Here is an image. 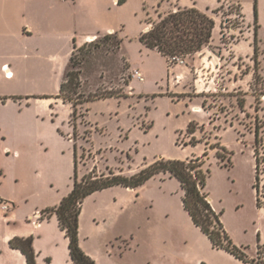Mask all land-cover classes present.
Here are the masks:
<instances>
[{
	"label": "rangeland",
	"instance_id": "1",
	"mask_svg": "<svg viewBox=\"0 0 264 264\" xmlns=\"http://www.w3.org/2000/svg\"><path fill=\"white\" fill-rule=\"evenodd\" d=\"M169 2L193 5L190 7L209 13L216 5V0H124L119 7L108 3L91 15L79 10L76 18L81 27H92L97 19L100 25L110 23L115 31L108 39L99 34L87 45H74L84 46L78 52L82 62L73 67L79 69L76 90L81 101L63 100L60 83L64 75L60 78L59 72L50 75L29 67L19 77L12 62L2 66L0 198L14 207L0 209V264H26L20 252L9 249L4 239L9 234L10 238L21 236L17 233L33 237L38 263L69 264L63 234L58 245L46 232L37 236L29 213L42 212L68 193L74 181V153L77 180L88 173L110 170L131 175L161 158H200L203 170H209L204 191L215 211L221 213L233 244L249 258L264 260V253H257L264 245V96L255 111L256 96L264 91V0H243L252 30L251 39L237 46V54L254 53L256 38V61L253 55L251 60L233 58L217 49V28L202 48L220 57L216 60L222 67L217 74L236 70L235 77L242 78L238 87L229 85L231 89L214 97L175 94L192 81V56L185 55L186 65L168 66L164 57L139 40L142 27L156 20ZM235 8H222L221 17L238 34L245 30V24L239 16H229V10ZM213 20L217 27L218 18ZM98 27L94 29L105 31ZM236 34L228 30L222 40L231 42ZM203 56L206 59V54ZM125 59L132 69L144 72V82L133 79L128 84L132 76ZM8 65L15 72L11 80L4 79ZM246 73H251V78H245ZM177 75H181L179 83ZM68 94L75 96L71 90ZM237 97L245 98L242 108ZM194 103L200 105L199 112L192 109ZM191 121L203 127L193 132L194 144L186 132ZM15 150L19 154H14ZM181 198L179 181L168 173L155 174L132 189L113 185L89 194L82 201L78 219L81 247L94 254L98 264H248L214 247L192 222ZM46 218L40 222L47 224Z\"/></svg>",
	"mask_w": 264,
	"mask_h": 264
},
{
	"label": "trees",
	"instance_id": "2",
	"mask_svg": "<svg viewBox=\"0 0 264 264\" xmlns=\"http://www.w3.org/2000/svg\"><path fill=\"white\" fill-rule=\"evenodd\" d=\"M235 9L238 16L242 19L243 15L241 14L239 6L237 5ZM229 12H232V10L230 9ZM147 23H150V26L147 30L140 33V42L148 48L156 49L167 58L172 55H191L201 50L209 44L212 29L214 27L213 18L206 12L200 11L195 7L177 8L174 11L159 13L156 20H149ZM254 24L256 28V21ZM113 34H115V32L105 33L103 37L108 39L109 37H112ZM90 42H86L85 44L87 45V43ZM119 45L120 39L117 38L116 47L118 48ZM83 49L84 46L79 48L74 47L71 53L69 66L64 74L62 82L60 83V94L63 97V100L77 102L82 99L80 93L76 90V87L79 85V69L76 70L73 69V67L79 66L82 62L83 58H79L78 52ZM258 49L259 47L256 38H254V61H256ZM255 78L258 79L259 76H256ZM70 90L73 91L75 96L68 94V91ZM111 94L112 93L109 95ZM216 95L222 94L220 92L215 94L214 92L208 96L214 97ZM261 96H264L263 90H261L256 96L255 111L260 108L259 104L261 102ZM97 97H102V95ZM237 102L242 108L245 98L237 97ZM203 106H205V103H203ZM255 118H257V116H255ZM196 128L203 129V127H199L196 122L191 121L186 129L187 134L192 135ZM254 136L255 144L253 147L257 179L259 173V149L257 145L258 128L256 125L254 128ZM196 141L197 140L192 135L190 143L194 144ZM73 165L74 181L71 190L67 195L61 198L57 205L45 208L42 211L46 217L53 214L56 215L59 227L64 231L65 236L68 238V249L71 259L69 264H96V262L86 254L79 245L78 219L83 199L95 191L113 185H123L125 187L135 188L158 173H168L179 181L182 189L181 200L183 208L188 212L192 222L208 237L214 247L228 251L245 263L264 264V260L259 257L249 258L245 252L233 244L229 235L225 231L220 219L221 213L215 211L208 199V194L204 191L209 170H203V164L200 158L197 157L189 160L161 158L153 161L140 171L131 175H124L120 172L110 170L108 173H88L83 175L79 180H77L76 173V153H74ZM8 244L10 247L18 249L22 253L26 264H39L35 259L32 236H14L9 239ZM257 253H264V245L258 248Z\"/></svg>",
	"mask_w": 264,
	"mask_h": 264
},
{
	"label": "crops",
	"instance_id": "3",
	"mask_svg": "<svg viewBox=\"0 0 264 264\" xmlns=\"http://www.w3.org/2000/svg\"><path fill=\"white\" fill-rule=\"evenodd\" d=\"M123 2L124 0H0V70L2 66L8 64V62H12L19 77H23L27 68L30 67L36 71H43L44 74L54 75V72H59L61 73V78L69 66V59L74 49V45L80 46L85 42H89L90 39L97 37L99 34L113 33L112 31L114 30V27L111 26L110 23L100 25L98 24L100 22L97 19L94 20L95 24L91 25L92 27L87 28L84 27V25L81 27L79 19L76 18L79 10L83 9V12H87L91 15L93 12H96L97 8L98 10H102V7L105 6V4L110 3L114 7H119L123 4ZM230 5L239 6L243 15V20L241 19L243 22L241 23L245 24V30H239L237 32L239 34L238 37L235 28L228 25L226 30H229L230 34H236L235 40L223 43L221 41V29L222 24L225 21H223V18L221 17V10L222 8H228ZM190 6L193 5H184V7ZM184 7L179 6L176 2H169L163 13ZM214 10V12L212 11L213 13H206L215 20L218 18L219 25L217 27H213L212 29L214 30L217 28L219 32V45L217 49L222 50V53H230L233 58L242 56L244 59L251 60L253 51L250 54L245 55L237 54V46L239 43L242 40L251 39L250 33L252 26L250 22L246 21L243 0H216ZM98 26H102L105 31H96L94 28H100ZM149 26L150 23H146L141 30L145 31L149 28ZM152 50L157 51L156 49ZM157 52L165 58L168 66L173 64L186 65L185 55H183L184 64L170 63L166 56L162 55L159 51ZM204 54H206V59L203 56ZM191 56L192 65L190 69L191 72L193 70L192 81L187 84H183L181 89L175 90V94H187L193 97H198V95H209L214 93V90L218 93L222 90L231 89V86L229 87V85H233L234 87L237 85L238 87V83L242 80L240 76L238 78L235 77L236 70H227L222 75L217 74V70L222 67L220 62L217 64L218 62L216 60L217 58L220 59V57H217V55H215L211 50L201 49L191 54ZM64 60H67V63H65ZM125 63L127 64V70L132 72L133 69L126 59ZM6 70L8 74L4 75V79L11 80L15 76V72L13 71L11 65H8ZM138 70L142 73L143 80L140 81L137 78L132 77L128 84H130L133 79H137L139 82L145 81L144 72L141 69ZM231 75L233 76L231 77ZM180 76L181 75H177L175 78L177 83L181 82ZM249 76L251 78V73L245 74V78ZM219 79L222 80V82H219ZM167 85H169L168 80ZM192 109L195 112H199L201 108L198 103H194L192 105ZM17 153L18 152L15 150L14 154ZM71 188L72 185L69 191ZM127 188L132 189L130 187ZM67 194L68 193L59 196L51 207L57 205L61 198ZM13 207L14 205H12L9 210L13 209ZM34 213H29L30 220H34ZM46 219L47 224H43L40 221L37 224H34L35 234L40 237L46 232L52 237L51 240L53 244L58 245V240L60 238V234L62 233L64 239L66 240L65 244L70 263L71 259L69 256L68 238L65 236L64 231L59 227L56 215L53 214ZM17 234L21 236L27 235V233ZM11 236V234L7 235V237L4 238L5 242L7 241L9 249L19 251L18 249L9 246L8 241ZM79 245L81 246L80 238ZM84 252L96 262L97 258L94 254L86 250H84ZM20 254L22 255L21 252ZM47 254L49 255L50 253ZM37 256L38 254L35 251V259ZM22 257L24 258L23 255ZM98 262L99 261L97 259L96 264H98Z\"/></svg>",
	"mask_w": 264,
	"mask_h": 264
},
{
	"label": "built area",
	"instance_id": "4",
	"mask_svg": "<svg viewBox=\"0 0 264 264\" xmlns=\"http://www.w3.org/2000/svg\"><path fill=\"white\" fill-rule=\"evenodd\" d=\"M230 6H232V5H230ZM228 14H229V16H232V15L238 16V14L236 13V9H235V11L229 12ZM226 27H227V24H226V22H224L222 24V29H221V41L223 43H227V42H225V41L222 40V36L225 35V34H227ZM95 38L90 39L89 42L90 41H93ZM168 60H169L170 63H180V64H184L185 63L184 62V59H183V55H172V56H170L168 58ZM7 74H8V72H7ZM131 76L137 78L140 81L143 80V75H142V73L138 69H133L132 72H131ZM11 206L12 205L9 202L0 199V209H2L4 211H7V210H9L11 208ZM43 217H45V215L42 212L36 211L34 213V215H33L34 223L37 224L40 221V219L43 218Z\"/></svg>",
	"mask_w": 264,
	"mask_h": 264
}]
</instances>
